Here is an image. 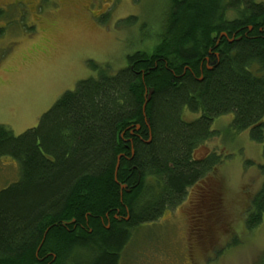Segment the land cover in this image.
<instances>
[{"label": "trees", "instance_id": "trees-1", "mask_svg": "<svg viewBox=\"0 0 264 264\" xmlns=\"http://www.w3.org/2000/svg\"><path fill=\"white\" fill-rule=\"evenodd\" d=\"M165 5L150 53L135 51L116 74L92 64L98 76L20 136L0 125V160L20 166L0 191V264H119L133 227L182 205L221 164L194 157L217 135L215 119L234 115V131L264 144V0ZM186 110L199 118L185 121ZM248 214L258 228L264 182Z\"/></svg>", "mask_w": 264, "mask_h": 264}, {"label": "rangeland", "instance_id": "rangeland-1", "mask_svg": "<svg viewBox=\"0 0 264 264\" xmlns=\"http://www.w3.org/2000/svg\"><path fill=\"white\" fill-rule=\"evenodd\" d=\"M165 2L0 0V125L20 136L80 81L96 78L92 64L116 74L135 51H152ZM199 116L183 114L187 122ZM233 120L215 119L217 135L194 153L197 160L215 153L221 164L188 189L180 207L135 229L119 264H264V217L256 229L247 224L264 182V144L250 130L234 131ZM19 180V163L1 159L0 191Z\"/></svg>", "mask_w": 264, "mask_h": 264}, {"label": "flooded vegetation", "instance_id": "flooded-vegetation-1", "mask_svg": "<svg viewBox=\"0 0 264 264\" xmlns=\"http://www.w3.org/2000/svg\"><path fill=\"white\" fill-rule=\"evenodd\" d=\"M124 186H126V185H124ZM126 189H127V186H126ZM126 189H124V190H126ZM123 190V191H124ZM127 192L129 193L130 192V190H127ZM181 206V205H180ZM180 206H178V207H180ZM177 207V208H178ZM176 209V208H175ZM171 210H173V209H170V210H165L163 213H162V215H161V217H159V219H161L162 217H163V215H164V213L166 212V211H171ZM128 214H129V212H127ZM129 217V216H128ZM126 220L128 219V218H125ZM159 219L157 220V221H159ZM120 220V219H119ZM121 221V220H120ZM157 221H155V222H157ZM155 222H151V223H155ZM200 222H201V219H200ZM151 223H147V224H151ZM146 224V225H147ZM65 227H67L68 225H70L69 223H64L63 224ZM145 224H142V225H139V226H135V227H133L132 229H131V232H132V234H133V231L135 230V229H139V228H143V226H144ZM81 227V226H80ZM74 228H76V227H74ZM82 229H84L83 227H81ZM73 230V229H72ZM194 231V230H193ZM200 232H202V230H201V228H198L197 229V231H196V233L195 234H193V233H191V234H193V235H195L196 237H199L200 236ZM133 236V235H132ZM75 237H79V235H76Z\"/></svg>", "mask_w": 264, "mask_h": 264}, {"label": "water", "instance_id": "water-1", "mask_svg": "<svg viewBox=\"0 0 264 264\" xmlns=\"http://www.w3.org/2000/svg\"><path fill=\"white\" fill-rule=\"evenodd\" d=\"M222 37H226V38H228V35H227V34H223ZM235 40H239V39L234 38V39L230 40V42H233V41H235ZM153 92H154V91L151 90L150 93L148 94L147 99H146V102H145V105H144V110H145L147 104L149 103V101L151 100L152 95H153ZM138 129H139V127H138ZM122 189H123V190L126 189V186H123Z\"/></svg>", "mask_w": 264, "mask_h": 264}]
</instances>
